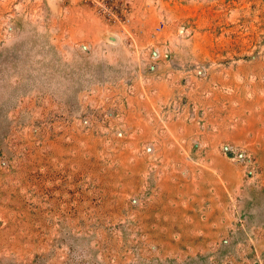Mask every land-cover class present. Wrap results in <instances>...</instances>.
<instances>
[{
  "label": "rangeland",
  "instance_id": "obj_1",
  "mask_svg": "<svg viewBox=\"0 0 264 264\" xmlns=\"http://www.w3.org/2000/svg\"><path fill=\"white\" fill-rule=\"evenodd\" d=\"M0 264H264V0H0Z\"/></svg>",
  "mask_w": 264,
  "mask_h": 264
},
{
  "label": "built area",
  "instance_id": "obj_2",
  "mask_svg": "<svg viewBox=\"0 0 264 264\" xmlns=\"http://www.w3.org/2000/svg\"><path fill=\"white\" fill-rule=\"evenodd\" d=\"M224 149H225V151H227V150H226L227 148H224Z\"/></svg>",
  "mask_w": 264,
  "mask_h": 264
}]
</instances>
